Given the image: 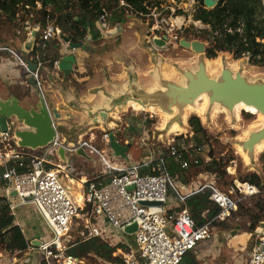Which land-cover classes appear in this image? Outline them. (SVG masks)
<instances>
[{
    "label": "built area",
    "instance_id": "2783aa9c",
    "mask_svg": "<svg viewBox=\"0 0 264 264\" xmlns=\"http://www.w3.org/2000/svg\"><path fill=\"white\" fill-rule=\"evenodd\" d=\"M192 1L197 5V0ZM118 6L126 7L127 12L132 11L125 0H119ZM153 7H149L150 11L145 15L148 19L154 18V22L149 24L152 36H166L167 43L180 42L178 31L183 28L186 17L175 15L173 8V12L163 15V11L157 12L158 5ZM43 9V2L40 0L34 4H22L19 9V14H24L20 33L23 32L26 40H33L28 51L34 47L37 50L40 45L46 46V41L50 39L62 43L69 42L50 15L46 16L47 23L43 26ZM108 15L109 13H103L102 21L99 22L102 33L110 29ZM194 25L198 26V29L207 27L200 20H194ZM238 30L241 31V28ZM0 52H6L14 58H2L0 66L3 69H7V66H18L28 71L43 94L40 70L46 60L41 58L39 50L31 57L37 60L34 62L37 64L34 71L29 67V60L7 43L0 42ZM95 138L96 136L91 134L90 138L81 139L68 146L59 139L58 133L55 141L48 146L56 153L61 146L68 153L75 154L79 149H84L100 163L99 175L85 182L84 200L80 205L63 182L62 173L65 172L66 163L62 161L63 163L53 164L54 167H51L43 156L35 155L31 152L32 149L20 146L12 129L0 132V158L5 166V171L0 174V182H5L7 193L10 188L17 191L16 201L10 202L13 214L18 206L32 204L47 225L52 235L49 234L39 244H29V249L25 251L27 253L28 250H34L41 253L47 264H53V261L77 264L78 258L68 253L69 246L65 238L78 216L82 219V234L86 239L101 237L111 243L122 241L121 235L127 234L125 227L136 223V230L132 234L135 247H130L124 255V261L118 264H185V256L194 252L201 241L210 239L213 235L211 222L199 226L191 209L185 205L190 195L210 189V199L220 208L214 219L227 221L239 210V205L244 199L261 192L258 186L237 176H234L228 192L219 188L214 179L198 185H185L179 173H172L164 167L166 158L163 151L153 153L149 161H132L129 165L122 166L119 163L120 156L115 154L110 146V132L103 133L102 138L106 145L102 147L94 143ZM164 143L169 156L181 170H188L193 165L212 159V156L204 155V145L181 147L175 139ZM154 160H158L155 167L151 166ZM11 161L14 162L13 165H9ZM24 166L30 169L20 172L19 168ZM145 167L150 170L144 171ZM157 169H160V173H153ZM212 176L216 177L215 174ZM171 190L178 196L176 207H172L169 202ZM144 201H156L159 204L147 205L142 203ZM88 204H91L89 213L85 210ZM253 236L249 264H264V222Z\"/></svg>",
    "mask_w": 264,
    "mask_h": 264
},
{
    "label": "rangeland",
    "instance_id": "374dc122",
    "mask_svg": "<svg viewBox=\"0 0 264 264\" xmlns=\"http://www.w3.org/2000/svg\"><path fill=\"white\" fill-rule=\"evenodd\" d=\"M197 5L193 3L192 0H164L161 5L158 6L157 12H162V14L171 13L173 9L175 10V15L185 16L186 21L181 30L178 31L179 40L185 38L187 40H196L195 34L198 26L194 25L193 13ZM154 8V7H153ZM173 8V9H172ZM164 9V10H163ZM121 21L122 25L124 23V30L117 35L116 27L110 29L106 32V39L101 40L98 44H92L91 47L93 50L89 52V57L87 59L86 72L94 77L92 83L98 85L101 83H106L103 79H97V75H101L103 78L107 77H119L122 76L126 78L127 65L130 62L135 63V86L140 88H147L149 92L153 91L155 88H161V85L155 80L156 76H162L168 80L175 81L177 83H185V76L182 74V70H196L198 68V62L201 56L209 59L206 53L204 55L196 53L192 49L185 48L180 45V42H170L163 46L153 45L152 42H148L150 38L149 26L154 22V18L148 19V17L133 15L132 17H126L125 21ZM150 24V25H149ZM117 26V24H114ZM194 25L196 28H190L189 26ZM118 27V26H117ZM188 28L189 30H187ZM117 35V36H116ZM110 36V37H109ZM113 36V37H111ZM14 37V27L13 23L5 20L0 21V41L4 39L9 41ZM153 37V36H152ZM151 37V38H152ZM202 40V39H198ZM204 41V40H202ZM206 46L208 42L204 41ZM122 44V46H121ZM223 58V66L227 65L230 67L233 72H241L250 81H264V66H258L254 64L249 56H235V54L228 50H221L218 53L219 57ZM237 62V65L235 64ZM207 64V62H206ZM232 64V65H231ZM167 65V66H166ZM223 66L215 70H210L207 68V72L211 77H219ZM165 67H168L165 69ZM165 69V70H164ZM173 70V73H166ZM168 74V75H167ZM130 86L133 84H129ZM210 107V106H209ZM212 107L209 109V113L202 119L195 111H191L186 118V122L181 124L185 128L183 132L179 133H169V130H164L163 139H154L153 146L155 148L154 154H158L163 151L165 148V143L170 139H175L180 146L187 148L204 145V155H210L212 157L221 160V163L226 164L227 173L231 176H237L240 173L246 174L249 171H258L261 173L262 161L261 155L264 150L252 154L250 156V162H246L243 157V142L249 137L250 133L259 130L263 127L262 120H259L257 114L248 112L247 110H240L237 112L229 111L226 108L227 112L212 110ZM132 114L136 113L142 116L146 121H148V126L151 127L150 133H158V129L163 128L171 123L172 118L165 120L162 118V113H154L150 111H139L135 110L132 106H127L126 109L121 110L120 116L122 117L123 113ZM215 112V114H214ZM159 113V114H158ZM184 113V112H183ZM213 114V116L211 115ZM178 114V111L175 113ZM192 115H197L200 117L202 125L206 128L207 132L205 134L196 133L189 124V118ZM238 115V116H236ZM213 117V118H212ZM240 118V119H239ZM176 121V120H175ZM178 121V120H177ZM178 123V122H177ZM239 123V125H238ZM255 123V124H253ZM118 124L121 123L119 122ZM162 124L164 126L162 127ZM180 124V122H179ZM171 126V125H170ZM97 129L95 131L96 138L94 143L98 147H102L101 132L104 131ZM123 130L124 128L121 127ZM168 133V134H167ZM122 135V132H120ZM91 135H88L90 138ZM169 136V137H168ZM137 144H135V147ZM140 146V144H139ZM237 147V148H236ZM48 150V151H47ZM241 152V153H240ZM44 157V159L52 164H57L58 160L56 153L45 147L42 149L39 155ZM149 155V154H148ZM69 156L72 157V154L69 153ZM93 156V155H92ZM152 154H150V158ZM73 162L64 164V173H62L63 182L69 188L70 194L75 198V191H77L75 185H72V179L76 182H81L84 184V189L86 188V183L88 180L95 178L97 174H92L94 169V163L97 164L94 160H87L82 156L77 154L73 155ZM97 165H100L98 162ZM54 167L53 165H49ZM56 168V167H55ZM203 166H192L188 170H177V173L180 174V179L184 182L190 181H199L205 183L207 181L215 180L216 185L224 191H229L233 180L231 177H212V173L209 175L203 170ZM202 174V175H201ZM83 175H87L88 179H84ZM5 185L0 186V196L5 194ZM81 187V191H83ZM173 192V190H171ZM171 194V193H170ZM258 197L244 199L240 205H254L259 203L257 200ZM16 200V196L14 197ZM239 205V207H240ZM16 222H20L26 237L28 238L30 244L33 240L39 241L47 238V236L52 235L41 219L37 211L32 207V204L20 208L16 213ZM233 223L226 224H212V238L201 241L196 250L201 248L202 245H212L214 240L218 243H221L224 246H227L228 241L231 239V232L234 230L242 231V227L246 222L242 219L240 221H232ZM82 219L78 216L65 238L67 244H72L77 240L83 239L84 227L82 225ZM227 225V226H223ZM244 228V227H243ZM112 245L120 246L114 256H119L124 261V255L127 254L128 250L126 247L130 244V247H135L134 240L131 241L130 238H123L122 241H114ZM29 249V248H28ZM123 261H118L117 263H122ZM56 262L53 261V264ZM116 262H109L103 260L94 255L88 257H82L78 259L77 264H115ZM0 264H47V260L41 253L36 251L28 250L27 253H17L15 251H10L4 249L3 243L0 242ZM62 264V263H56Z\"/></svg>",
    "mask_w": 264,
    "mask_h": 264
},
{
    "label": "trees",
    "instance_id": "16d2710c",
    "mask_svg": "<svg viewBox=\"0 0 264 264\" xmlns=\"http://www.w3.org/2000/svg\"><path fill=\"white\" fill-rule=\"evenodd\" d=\"M37 0H0V21L8 20L13 23L14 33L21 31V20L24 14H19V9L22 4L35 3ZM43 2L44 9L42 10V24L46 25V16L50 15L55 19L56 24L60 27L64 37L71 42L72 45L78 46L82 41L91 34L92 39L99 41L101 32L99 22L102 21L103 13H109L107 22L109 25H114L119 19L125 20L127 16H143L150 10L149 7L160 5L164 0H125L131 7V12H127L126 7H119V0H40ZM49 9V10H48ZM86 20L83 23L82 18ZM195 21L200 20L207 27L195 29L197 32L195 38L202 39L208 42L206 46V55L211 58H216L219 51L228 50L235 56H249L250 60L258 65L264 66V3L263 0H218V4L214 8H206L204 0H197V8L193 13ZM40 20V19H39ZM190 28H196L194 25ZM241 28V31L238 30ZM189 30L188 28H186ZM23 33V32H22ZM21 33V34H22ZM43 60L54 63L59 58V44L56 39L46 41V46L40 45L37 47ZM36 48L30 49L28 52L32 55L36 53ZM189 124L196 133L205 134L206 128L202 125L200 117L192 115L189 118ZM35 155H39L41 150H31ZM165 166L170 172L175 173L180 170V166L173 161L169 156L166 148ZM262 167L261 173L257 171H249L246 174L240 173L237 177L243 181H249L261 190L255 196L258 197L259 203L254 205L242 204L239 210L227 221H219L214 219L219 213L220 208L210 199L211 190L203 189L190 195L186 204L193 214L199 226L211 222L214 224L233 223L240 219H247L250 224L247 228L252 235L257 232L258 227L264 222V152L261 155ZM11 161L9 165H13ZM158 160L151 162V166H157ZM50 165V164H48ZM203 166V170L207 174H215L216 177H231L234 176L227 173L226 164H222L221 160L215 157L208 162H202L198 165ZM30 168L20 167L19 171L24 172ZM144 171L149 170L148 167L143 168ZM5 171V166L0 167V174ZM160 173V169L153 171ZM5 182L1 181L0 186ZM248 198V199H249ZM91 204H88L86 211L89 213ZM227 226V225H223ZM84 236V235H83ZM131 241L132 236L129 235ZM0 242L3 243L4 249L10 251L25 252L29 247L23 228L16 223V217L10 208V201L7 196H0ZM68 253L80 259L94 255L109 262L123 261L119 256H114V252L120 247L112 245L111 242L94 237L77 240L72 244H67ZM130 249V244L126 247ZM185 264H197L195 255L190 252L184 258Z\"/></svg>",
    "mask_w": 264,
    "mask_h": 264
},
{
    "label": "crops",
    "instance_id": "0c3cea01",
    "mask_svg": "<svg viewBox=\"0 0 264 264\" xmlns=\"http://www.w3.org/2000/svg\"><path fill=\"white\" fill-rule=\"evenodd\" d=\"M128 17L129 16H127V18ZM121 21L122 19H119L116 23L118 27L110 25L112 28L116 27L115 32L117 35L124 30V23L122 25ZM148 34H150V30ZM107 35L108 34L105 32L101 35L99 41H95L92 39L91 34H88L82 41V44L78 46L72 45L70 41L62 43L57 40L59 44V58L55 60L54 63L50 64L49 61H46L40 70L43 78V96L51 107L56 108L60 113V117L55 119V123L58 128L59 139L63 143L70 146L81 139H88V135L94 134L96 136L95 131H97V129L100 130L102 127L104 129V131L101 132L102 135L105 131H109L110 135L114 134L121 144L126 145L130 143L126 156L119 155V163H121L122 166L129 165L132 161H149L150 154L155 152L153 140L163 139L164 130H166L167 127L158 129V133H154V131L150 133L152 128L147 125L148 121L142 116L136 113L126 114L124 112L121 117L119 112L126 109L127 106H130V103L123 107L110 110L107 122H96L91 116V109L97 110L109 106L113 99L125 92L135 90L134 62H130L129 65H127V77L123 78V80H121L122 76L103 78L101 75H97V79L101 78L106 83L94 85V83H92L94 77L87 74V59L89 57V52L93 50L91 45L94 43L98 44L101 40L108 38ZM149 36L150 38L148 39L150 40H148V42H152V34ZM0 42H4V39H1ZM27 42L28 40H26L25 35L20 32H15L14 37L9 41H5V43L21 52L25 58L36 62L37 60L31 58L33 55L28 52ZM152 44L154 45V42H152ZM2 58L6 60L7 58L14 59L10 54L0 52V60ZM130 83L133 85L130 86ZM143 90L148 91L147 88H143ZM40 94L41 91L37 88L36 81L31 73L18 66L15 68L7 66V69H3V67L0 66V96L4 98H8L12 95L17 96L24 106H28L29 104H34L39 101ZM119 122L121 126L118 124ZM175 122L176 121L173 123ZM173 123H171V125ZM121 127L124 129L122 130ZM120 132H122V135ZM101 139L103 146L106 145L102 136ZM135 144H137L136 146L138 147H135ZM42 149L43 148H40L38 150L42 151ZM71 154L72 157L69 156V153L68 157L73 160V155L75 153ZM56 157L58 163H63L57 153ZM82 157L89 160L86 156ZM50 164L53 165L52 163ZM97 164L94 163V169L92 170L93 175L97 174L95 177H97L100 172V165ZM2 166H4V161L0 158V167ZM83 178L88 179V176L83 175ZM200 183L201 182L196 180L188 181L184 184L198 185ZM72 185H75L77 189V191H75V193H77L75 195V200L82 205L84 200V184L72 179ZM81 187H83V191L80 190ZM4 190L6 193L1 194V196H7L10 202L16 201L13 197L8 195L6 189ZM182 191L184 192L183 189ZM177 198L178 196L176 193L171 192L169 202L172 207L178 206ZM28 205L29 204L18 206L14 215L16 216L20 208ZM32 207L35 209L33 205ZM242 220L246 222V224L243 225L244 228L242 227V231H238L237 234L231 237L227 246L214 240L212 245H202L201 248L192 252L196 257L197 264H249L254 236L247 230L250 222L247 219ZM16 223L22 227L20 222L17 221ZM125 237L129 238V234H122L121 240ZM33 242H36V240H33ZM33 242H31V244ZM115 264L118 263L116 262Z\"/></svg>",
    "mask_w": 264,
    "mask_h": 264
},
{
    "label": "water",
    "instance_id": "95a60500",
    "mask_svg": "<svg viewBox=\"0 0 264 264\" xmlns=\"http://www.w3.org/2000/svg\"><path fill=\"white\" fill-rule=\"evenodd\" d=\"M204 3L207 8L211 9L218 4V0H204ZM81 20L84 23L86 18L83 17ZM153 42L154 45L163 46L167 44V37L155 36ZM32 43V39L28 40L27 47L30 48ZM180 45L202 55L206 53V43L202 40L190 41L183 38L180 40ZM28 64L31 70H36V63L29 60ZM181 72L185 76V83L180 84L160 75H154L161 88H155L149 92L136 85L134 91L123 93L113 99L109 106L97 110L91 109L92 118L96 122H107L110 110L123 107L130 101H136L142 105L159 107L171 114L175 113L174 108L176 107L178 114H175L171 123L176 120V122L183 124V112L186 106L189 103L194 104L203 92H206L209 96L210 107L214 106L215 103H219L227 110L234 111L237 104L244 102L264 114V81H250L241 72H233L227 65L223 66L219 77H211L207 72V64L203 56H201L196 70L186 69ZM59 117L58 110L51 107L42 93L39 101L28 106H24L17 96L12 95L8 98L0 96V132L7 131L9 128L12 129L18 144L22 147L38 150L52 144L59 133L55 123V119ZM171 123L168 124L167 129ZM263 140L264 125L259 130L250 133L249 137L243 142V150L253 156L256 145ZM110 146L115 154L126 156L130 143L123 145L116 139L114 134H111ZM57 155L64 163L73 162L68 157L67 150L62 146L57 149ZM77 155L86 156L89 160L98 163V160L88 155L84 149H79ZM8 194L10 197H15L17 191L10 188ZM142 203L147 205L159 204L156 201H144ZM136 227V223H133L125 227L124 231L132 235ZM237 233L238 230L231 232L232 235ZM33 243L39 244L40 241Z\"/></svg>",
    "mask_w": 264,
    "mask_h": 264
},
{
    "label": "bare ground",
    "instance_id": "6f19581e",
    "mask_svg": "<svg viewBox=\"0 0 264 264\" xmlns=\"http://www.w3.org/2000/svg\"><path fill=\"white\" fill-rule=\"evenodd\" d=\"M206 62H207V68L210 70H215L217 68H219L220 66H223V58L221 56L213 58V59H209L206 58ZM237 65V62L235 63ZM232 65V64H231ZM167 66V65H166ZM168 67H165V69H167ZM164 69V70H165ZM170 74L173 73V70L171 71V69H169V72H166ZM168 75V74H167ZM130 106H132L135 110H141V111H150V112H154V113H162V118H164L165 120H169L170 118H172L175 113L178 111L177 108L175 107V113L171 114L169 112L163 111L161 108L159 107H155V106H150V105H142L139 102L136 101H130ZM210 103H209V96L208 94L205 92H203L200 97H198L195 101L194 104L189 103L183 113V122H186V118L187 115L191 112V111H195L196 113H198L199 116L202 117V119L207 115V113H209V109H210ZM212 110H215V112L217 111H222V112H227L225 107L221 106V104L219 103H215V105L212 107ZM235 110L237 112H239L240 110H247L248 112H252L258 115L259 120L263 122L264 124V114L258 112L253 106H249L244 102H241L239 104H237ZM214 112V114H215ZM116 113V112H115ZM158 113V114H159ZM211 115L213 116V114L211 113ZM117 116V115H116ZM114 116V117H116ZM238 116V115H236ZM213 118V117H212ZM240 119V118H239ZM112 123V122H111ZM255 124V123H253ZM239 125V123H238ZM164 126V124H162V127ZM167 126L165 125L163 128H166ZM102 128V127H101ZM185 130V128L183 127V125L175 122L171 125L170 129H169V133H179V132H183ZM168 134V133H167ZM169 137V136H168ZM237 148V147H236ZM264 150V140L261 141L260 143H258L255 147V151L256 152H260ZM241 153V152H240ZM243 157L245 159L246 162H250V156L246 153L243 152ZM78 203V202H77ZM79 204V203H78ZM81 205V204H80Z\"/></svg>",
    "mask_w": 264,
    "mask_h": 264
}]
</instances>
